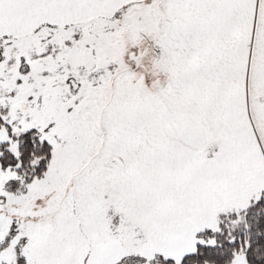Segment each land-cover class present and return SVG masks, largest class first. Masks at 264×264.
Listing matches in <instances>:
<instances>
[{"label": "snow or ice", "instance_id": "snow-or-ice-1", "mask_svg": "<svg viewBox=\"0 0 264 264\" xmlns=\"http://www.w3.org/2000/svg\"><path fill=\"white\" fill-rule=\"evenodd\" d=\"M0 264H264V0H0Z\"/></svg>", "mask_w": 264, "mask_h": 264}]
</instances>
